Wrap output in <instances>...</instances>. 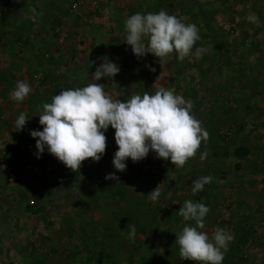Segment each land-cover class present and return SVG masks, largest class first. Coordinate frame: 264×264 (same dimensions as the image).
Wrapping results in <instances>:
<instances>
[{
    "label": "crops",
    "instance_id": "1",
    "mask_svg": "<svg viewBox=\"0 0 264 264\" xmlns=\"http://www.w3.org/2000/svg\"><path fill=\"white\" fill-rule=\"evenodd\" d=\"M79 1L0 0V260L191 264L180 258L175 235L191 223L177 212L192 200L210 209L204 231L225 228L234 235L222 264H239L241 252L248 257L244 264L264 262V0H100L96 10L75 7ZM162 9L199 29L201 39L186 64L172 53L161 67L158 58H137L125 44L129 16ZM249 15L258 22L248 21ZM196 47L208 51L196 58ZM105 55L120 67L114 78L97 81L106 91L127 100L161 84L174 89L191 102L208 140L183 168L149 153L138 175L130 159L124 172L114 169L110 127L107 172L119 182L69 190L68 181L86 176L67 174L47 152L37 159L29 132L42 130V104L65 88L85 86ZM151 68L163 76L152 79ZM20 80L33 90L17 103L9 93ZM21 112L29 120L18 131L14 122ZM204 151L208 157L201 162ZM203 176L213 180L194 194L193 182ZM157 186L161 195L152 202L146 196ZM130 224L136 227L131 239Z\"/></svg>",
    "mask_w": 264,
    "mask_h": 264
},
{
    "label": "clouds",
    "instance_id": "2",
    "mask_svg": "<svg viewBox=\"0 0 264 264\" xmlns=\"http://www.w3.org/2000/svg\"><path fill=\"white\" fill-rule=\"evenodd\" d=\"M246 19L257 23L255 15ZM125 44L131 47L133 55L143 58L148 54L158 58L163 67L170 54L183 61L193 55V48L201 39L195 24L185 23L182 18L159 12H137L125 22ZM208 49L196 47L194 55L199 58ZM100 63L89 82L83 87H68L54 95L50 103L41 106L39 125L42 130H30L35 139L36 158L47 152L68 169L76 172L82 162L91 159L97 163L106 151V132L114 130L117 150L112 164L117 172H124L127 161L133 163L144 160L150 152L163 160H170L175 168L184 165L196 156L201 142H207L208 132L202 122L193 114L192 104L165 85L154 92L131 94L127 100L114 97L102 78L112 79L120 72V67L107 55L98 57ZM95 63V62H93ZM155 71L154 68L150 69ZM25 81H17L9 98L17 103L23 102L32 92ZM25 112L15 120V127L22 130L28 122ZM208 152L200 153L203 162ZM105 180L119 182L115 172L108 173ZM212 176H203L193 182L191 191H203L212 182ZM161 195L157 186L146 197L152 202ZM210 209L201 202L184 201L178 215L186 223L175 237L179 246V256L191 264H222L234 235L225 228H217L211 235L205 228V218ZM129 238H134L135 225H128Z\"/></svg>",
    "mask_w": 264,
    "mask_h": 264
},
{
    "label": "rangeland",
    "instance_id": "3",
    "mask_svg": "<svg viewBox=\"0 0 264 264\" xmlns=\"http://www.w3.org/2000/svg\"><path fill=\"white\" fill-rule=\"evenodd\" d=\"M187 59H192L191 56H188L184 59V63L186 64ZM150 74H152V79L155 78L157 76V80L160 78V76L162 75L161 72H150ZM154 74H156L154 76ZM163 76V75H162ZM163 80V78H161ZM185 90V87L182 86L180 91ZM177 94H181L180 92H175ZM107 151H105V154L103 155V157L101 158V160L97 163L92 162L91 159L85 160L82 165L81 168L79 169V171L77 170L76 172H73L72 170L63 167L64 170H66L67 174H72L74 175L75 173H81L83 176H86L85 178H83V180L81 179V181L79 179H76V181H74L75 177H73L70 181H68V189L69 190H84V191H88V190H95V189H103V187L106 186L107 182L105 180V176L108 174V168L110 165L111 160L109 159L111 155H107L106 154ZM152 153V152H150ZM153 154V153H152ZM138 166H136L138 175H143V166L141 164H139V162H137ZM3 168L5 169L6 173H12L11 168L9 165L4 164ZM73 210V209H71ZM74 218L75 216L72 215ZM69 218H71L68 215ZM76 223L79 224V221H77ZM77 224V225H78ZM78 229L79 226H76ZM256 234H259L258 230L254 231ZM38 235V234H37ZM211 235V234H210ZM250 237V236H249ZM36 238V236H35ZM38 238V237H37ZM39 239V238H38ZM38 239H36L37 243H38ZM247 254L241 252V255L239 256V264H244V261H247ZM248 264V263H246ZM259 264H264V262H261Z\"/></svg>",
    "mask_w": 264,
    "mask_h": 264
},
{
    "label": "built area",
    "instance_id": "4",
    "mask_svg": "<svg viewBox=\"0 0 264 264\" xmlns=\"http://www.w3.org/2000/svg\"><path fill=\"white\" fill-rule=\"evenodd\" d=\"M99 3H100V0H81L79 1V3H77L75 5V7L77 6H89L90 8H92L93 10H96L98 7H99ZM37 80L40 82L42 80V75H40ZM225 138L227 139H230L232 137L231 133H225L224 134ZM35 236H36V239H38V230H35ZM34 236V237H35ZM0 264H13L11 261H5V260H0Z\"/></svg>",
    "mask_w": 264,
    "mask_h": 264
}]
</instances>
